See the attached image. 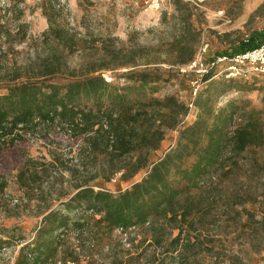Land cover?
Here are the masks:
<instances>
[{"label":"rangeland","instance_id":"obj_1","mask_svg":"<svg viewBox=\"0 0 264 264\" xmlns=\"http://www.w3.org/2000/svg\"><path fill=\"white\" fill-rule=\"evenodd\" d=\"M263 4L264 0H0V264H15L19 247L34 238L42 219L41 196L17 178L27 158H71L86 134L113 121L134 125V112L145 97L175 95L189 107L181 125L193 123L198 110L191 103L205 85L192 61L180 63L168 48L179 36H195V58L211 62L252 30L264 27V8L257 12ZM225 65L215 66V79L226 77ZM238 79L252 89L221 96L219 106L245 98L264 111V76ZM129 85L143 91L127 93L123 88ZM24 120L41 126L28 129ZM9 132L20 138L13 142ZM178 135V130L167 131L152 159L174 146ZM258 151L264 161V147ZM64 175L65 183L60 179L52 188L51 208L60 206L61 194L67 193L64 199L73 194L75 182L68 170ZM144 175L141 171L126 181L118 174L108 182L99 180L98 186L118 192ZM255 185L252 192L259 197L244 205L254 219L243 206L234 209L241 212L238 219L234 210L221 206L205 227L199 225L200 243L173 253L165 248L179 229H168L165 237L151 221L129 229L112 226L102 200L82 196L76 205L82 230L75 234L79 244L86 243L95 253L81 264H226L231 255L239 264H264V184ZM236 189L238 184H229L225 191ZM187 235L191 241L197 238L194 232Z\"/></svg>","mask_w":264,"mask_h":264},{"label":"trees","instance_id":"obj_2","mask_svg":"<svg viewBox=\"0 0 264 264\" xmlns=\"http://www.w3.org/2000/svg\"><path fill=\"white\" fill-rule=\"evenodd\" d=\"M263 8L264 4L257 12ZM263 42L264 27L238 40L224 56L232 58ZM196 45L195 36H179L167 51L176 53L180 63L188 64L195 58ZM214 76V69L201 76L205 86L194 99L198 113L191 124L181 125L189 107L175 95L145 97L134 112V125L113 121L86 134L71 158L61 155L50 161L27 158L18 181L39 194L40 205L45 207L34 239L20 246L15 264H50L59 255L63 264L68 261L81 264L95 253L86 243L76 246L65 238L67 233L79 235L82 230L76 208L82 196L100 198L112 226L129 229L151 221L165 237L168 229H179L165 248L172 253L183 245L188 248L200 243L199 225L205 227L215 209L221 206L227 211L243 206V211L254 219L244 205L259 197L252 192L257 188L255 183L264 184V161L258 151L264 147V111L245 98L230 99L219 106L221 96L252 88H247L248 82L240 79ZM133 86L123 89L127 93L143 91L140 86ZM23 122L28 129L41 126L37 122ZM42 126L46 124L43 122ZM169 130L179 131L176 144L153 160L152 153L160 148ZM9 133L13 142L20 138L17 133ZM65 170L75 182L73 194L66 199L63 197L67 193L61 194L60 206L51 208L48 201L52 188L60 179L65 183ZM141 171L145 172L143 178L125 190L112 192L98 186L99 180L108 182L118 174L129 181ZM229 184H238L240 189L227 193L225 188ZM96 187L102 189L96 191ZM16 209L15 206V212ZM235 213L237 219L241 217L239 210ZM189 232H194L197 238L191 241ZM239 263L234 255L226 262Z\"/></svg>","mask_w":264,"mask_h":264},{"label":"built area","instance_id":"obj_3","mask_svg":"<svg viewBox=\"0 0 264 264\" xmlns=\"http://www.w3.org/2000/svg\"><path fill=\"white\" fill-rule=\"evenodd\" d=\"M155 2L159 4V0H155ZM219 62L226 63L224 67L225 68L224 72H226L225 75L227 78H234V79L246 78L249 77L250 75L264 76V42L259 47L247 51L245 53L235 55L232 58L223 55V56H219L216 60L205 63L202 60V58L198 56L192 61L191 66L194 65V67L197 68L196 69L197 72L201 76H203L205 73H208L209 71L214 69ZM193 105H195L194 100L191 103V106ZM184 122L185 120H183L182 123ZM149 223L150 222L148 221L147 224ZM65 238L71 239L76 246L79 244V237L75 233H71V232L69 234L67 233L65 235ZM67 263L73 264L71 261H68ZM50 264H63V259L61 255L57 256Z\"/></svg>","mask_w":264,"mask_h":264}]
</instances>
